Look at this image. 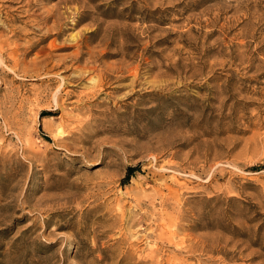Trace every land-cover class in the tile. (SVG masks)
Here are the masks:
<instances>
[{
    "label": "rangeland",
    "instance_id": "obj_1",
    "mask_svg": "<svg viewBox=\"0 0 264 264\" xmlns=\"http://www.w3.org/2000/svg\"><path fill=\"white\" fill-rule=\"evenodd\" d=\"M1 44L0 264H264V0H0Z\"/></svg>",
    "mask_w": 264,
    "mask_h": 264
},
{
    "label": "bare ground",
    "instance_id": "obj_2",
    "mask_svg": "<svg viewBox=\"0 0 264 264\" xmlns=\"http://www.w3.org/2000/svg\"><path fill=\"white\" fill-rule=\"evenodd\" d=\"M95 10H96V12H97V10H98V7L96 6L95 7ZM95 13V12H94ZM100 14H104V11H100ZM62 17H63V13H61V12H59V10L58 9H52V10H50L49 12H47V15H45V16H43V17H41L40 18V20H42V23H46V22H48V21H50L51 20V22H52V24L49 26V27H47L42 33H41V35H40V38L39 39H43L44 37H45V35H46V33L47 32H50V31H53L54 33V36H55V38L53 39V40H51L50 42H49V44H48V48L50 49V51H52V50H56V49H64V48H66V46H65V44L66 45H68L67 44V40L68 39H66L65 37H63V35H64V31H65V28L62 26V24L60 23L61 22V20H62ZM64 18V17H63ZM38 22V21H37ZM65 26V25H64ZM116 29V28H115ZM32 30H35V31H38V32H41L42 30H37V29H32ZM98 30H99V28L98 27H95L93 30H91V31H93V32H95V34L94 35H92L91 36V38H94V37H97L99 34L101 35V39L102 40H104V42L106 43V44H111V41H112V37H113V35H114V28H112V27H110L109 25H108V27H106L104 30H102L103 32H104V34H103V32L100 30L99 31V33H98ZM112 34V35H109V34ZM16 34V33H15ZM14 34V35H15ZM109 36V37H108ZM90 38V37H89ZM61 40V41H59L60 43H56V40ZM111 40V41H110ZM73 41V40H72ZM70 44V43H69ZM11 45V43H9V42H7V49H6V51L8 50V49H11V51L9 52V55H10V53H14V51H17L16 49H18L19 47L17 46V48H15V47H11L10 46ZM1 47H3L2 46V44L0 45V48ZM121 48H123V46L121 47ZM27 49V48H26ZM79 49V48H78ZM77 49V50H78ZM1 52V51H0ZM25 52V51H24ZM73 53V52H72ZM16 54L14 53L13 55H10L9 57H7V59H8V61L10 62V64H12V65H17L18 64V59L16 58V56H15ZM49 56H51L52 57V55H49ZM6 59V58H5ZM64 59L65 58H63V60H62V58H60L59 60H58V64L60 65V62H64ZM73 59L74 60H76V61H79L80 59H81V52L80 51H78L77 53H76V56L74 57L73 56ZM0 63L1 64H3L4 63V60L2 59V54H0ZM10 70L11 71H13V72H15V70L14 69H11L10 68ZM57 96V95H56ZM55 95H54V99H55V101L57 102V100H56V97ZM58 104V103H57Z\"/></svg>",
    "mask_w": 264,
    "mask_h": 264
}]
</instances>
